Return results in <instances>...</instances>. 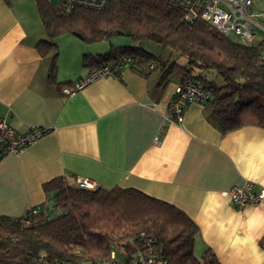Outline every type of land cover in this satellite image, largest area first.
<instances>
[{"label": "crops", "instance_id": "0c3cea01", "mask_svg": "<svg viewBox=\"0 0 264 264\" xmlns=\"http://www.w3.org/2000/svg\"><path fill=\"white\" fill-rule=\"evenodd\" d=\"M46 39L36 0H0V119L19 133L48 130L17 154L1 156L0 146V216L44 210L53 195L42 186L54 178L69 184L87 178L182 210L199 228V258L210 250L221 264H264V204L237 211L226 195L244 180L264 188V129L223 135L209 104L189 105L182 123L165 124L183 75L160 87L158 72L145 78L126 67L119 78L96 80L65 97L61 86L91 71L83 67L85 55L127 45L111 39L99 52L98 43L60 37L57 85L48 82L50 59L36 48Z\"/></svg>", "mask_w": 264, "mask_h": 264}, {"label": "trees", "instance_id": "16d2710c", "mask_svg": "<svg viewBox=\"0 0 264 264\" xmlns=\"http://www.w3.org/2000/svg\"><path fill=\"white\" fill-rule=\"evenodd\" d=\"M36 4L47 35L36 48L43 59H50L49 83L57 84L60 37L97 44L122 33L167 47L185 58L186 65L139 47L111 46L105 53L85 55L83 67L94 70L124 61V68L145 78L158 72L160 87L176 76L190 77L210 93L206 104L223 135L245 126L264 129V42L243 45L202 20L185 21L182 11L166 0H115L102 10L77 9L69 16L61 0ZM42 189L53 195V210L45 206L21 218L0 216V264H96L112 252L120 264H131L143 248L142 235L155 241L165 264H221L210 250L197 257L199 228L167 202L135 189H82L64 177L44 183Z\"/></svg>", "mask_w": 264, "mask_h": 264}, {"label": "built area", "instance_id": "2783aa9c", "mask_svg": "<svg viewBox=\"0 0 264 264\" xmlns=\"http://www.w3.org/2000/svg\"><path fill=\"white\" fill-rule=\"evenodd\" d=\"M113 1L115 0H61L63 13L66 16L77 9L102 10ZM166 1L182 11L185 21L202 20L222 35L232 37L243 45L250 46L260 41L264 42V27L258 23L257 15L253 11L255 0ZM261 17L264 18V14ZM261 62L264 64V50L261 54ZM124 66V61L111 62L91 70L82 80L61 86L60 91L65 97H69L96 80L116 77ZM150 68L152 69L153 66ZM210 98L211 95L202 82L183 77L177 85L174 97L168 103L163 117L164 123H182L185 110L189 105L206 104ZM161 132L160 130L156 143L160 142ZM47 133V129L39 127H30L26 132L19 133L5 119H0V146L3 148L1 156L23 151ZM70 185L87 190L99 188L95 182L87 178H76ZM226 195L229 196L232 207L237 211L264 204V188H259L256 183L249 180H244L241 185L233 187ZM37 212L38 210H33L32 214ZM139 240L142 241L143 248L136 252L131 264H165L155 250L153 239H147L142 235ZM120 263L121 260L112 252L109 258L96 264Z\"/></svg>", "mask_w": 264, "mask_h": 264}, {"label": "rangeland", "instance_id": "374dc122", "mask_svg": "<svg viewBox=\"0 0 264 264\" xmlns=\"http://www.w3.org/2000/svg\"><path fill=\"white\" fill-rule=\"evenodd\" d=\"M52 3L57 4L59 0H50ZM254 13L257 15L256 20L258 23L264 27V18L261 17L262 14H264V0H255L254 2ZM114 42L122 45L127 46H133V47H139L144 50H146L149 53H152L156 55L157 57L163 59V60H169V61H177L182 62L185 61V58H182L178 55V53L172 51L171 49L158 45L154 42L143 40V41H134L131 38L124 37L122 35H119L117 37L113 38ZM110 41H104L102 43H98L95 45L96 51H107L110 47ZM211 78H214L211 77ZM215 79V78H214ZM218 84H222V81L220 78L215 79Z\"/></svg>", "mask_w": 264, "mask_h": 264}, {"label": "water", "instance_id": "95a60500", "mask_svg": "<svg viewBox=\"0 0 264 264\" xmlns=\"http://www.w3.org/2000/svg\"><path fill=\"white\" fill-rule=\"evenodd\" d=\"M120 34L122 35V33H120ZM54 204H55L54 201H50L49 202L48 208H49L50 211L53 210Z\"/></svg>", "mask_w": 264, "mask_h": 264}]
</instances>
